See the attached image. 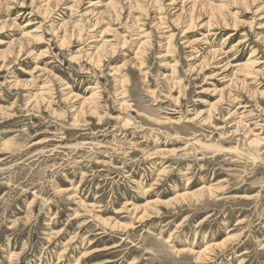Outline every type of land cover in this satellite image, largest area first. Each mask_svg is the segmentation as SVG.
I'll return each mask as SVG.
<instances>
[{
    "label": "rangeland",
    "instance_id": "rangeland-1",
    "mask_svg": "<svg viewBox=\"0 0 264 264\" xmlns=\"http://www.w3.org/2000/svg\"><path fill=\"white\" fill-rule=\"evenodd\" d=\"M239 2L0 0V264H264V0Z\"/></svg>",
    "mask_w": 264,
    "mask_h": 264
},
{
    "label": "bare ground",
    "instance_id": "bare-ground-1",
    "mask_svg": "<svg viewBox=\"0 0 264 264\" xmlns=\"http://www.w3.org/2000/svg\"><path fill=\"white\" fill-rule=\"evenodd\" d=\"M235 2L236 1H240V2H243V3H240V4H244V1L245 0H234ZM250 1V0H249ZM255 1H253V3H254ZM247 3V2H246ZM186 4H188V5H190L191 6V8H192V10H194V8H195V6L196 7H201L204 11H206L207 10V12H210L211 13V15H213V14H215V13H219L220 11H221V9L223 10V8L222 7H217V6H213V5H208L206 2H201V1H199V2H191L190 1V3H186ZM222 15V14H221ZM220 16V15H219ZM222 17H223V15H222ZM191 25V24H190ZM234 27H235V23H234ZM212 52V54H214V56H215V54L217 53L216 51H211ZM209 55V54H208ZM207 55V56H208ZM217 55H219V54H217ZM210 56V55H209ZM212 56V55H211ZM217 57V56H216ZM208 58V57H207ZM210 58V57H209ZM203 59V58H202ZM211 59L213 60L214 58H212L211 57ZM210 59V60H211ZM204 60V59H203ZM207 61V60H206ZM205 63V62H204ZM206 63H208V62H206ZM247 68V70L249 69V68H251V67H245V69Z\"/></svg>",
    "mask_w": 264,
    "mask_h": 264
}]
</instances>
